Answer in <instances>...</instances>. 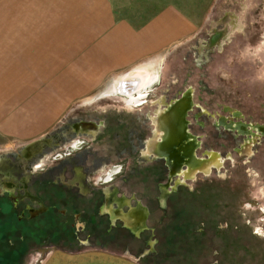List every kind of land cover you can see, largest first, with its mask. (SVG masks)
Segmentation results:
<instances>
[{"label":"rangeland","instance_id":"obj_1","mask_svg":"<svg viewBox=\"0 0 264 264\" xmlns=\"http://www.w3.org/2000/svg\"><path fill=\"white\" fill-rule=\"evenodd\" d=\"M66 3L40 0L42 21L53 19L58 28L66 26ZM113 3L118 17L136 23V28L165 5H176L193 22L194 31L169 45L162 57L140 61L138 73L131 78L122 73L136 66L110 72L100 81L85 82L76 73L78 80L65 82L62 78L66 69L58 63L56 82L53 75L50 83L42 80L43 94L50 86L56 90L52 105L56 120L31 140L0 135V206L8 212L2 222L12 216L20 223L16 227L11 223L0 226V264H47L59 250L90 249L129 253L143 264L172 263L156 257L162 249L161 240L173 230L176 205L185 208V200L193 201L199 209L194 219L197 233L189 232V237L202 239L204 247L199 251V242L190 246L179 243L177 251L180 248L183 254L180 264H264V0ZM148 74L156 77L141 87L138 82ZM135 92L138 94H132ZM139 94H145L144 98L131 100ZM186 94L191 103L186 129L198 142L195 152L200 159L193 154L188 163H183L186 166L176 172L180 177L175 178L173 186L162 176V168L152 165L148 172L145 167L162 160H146L140 151L155 126L156 108H165L166 103L179 98L180 102L171 105L179 109L186 102ZM78 120L81 122L70 130L72 122ZM50 142L56 147H47ZM35 145L36 152L25 154V148ZM165 148L169 150L171 145ZM205 151L212 156H204ZM120 164L123 172H117V168L115 172L114 166ZM29 171L28 194L44 191L48 198L51 192L58 203L70 200L73 204L65 216L55 213L51 225H47L48 217L26 213L25 206L32 215L38 213V206L28 199L22 198L16 210L2 190L12 192L15 184L25 186L27 176L17 179ZM165 183L169 195L162 204ZM102 186L106 196L102 210L110 212L113 221L120 207L129 203L131 217L143 220L148 209L146 225L150 230L138 238L118 230L120 238L114 245L107 219L94 209L102 198ZM143 191L147 196H140ZM130 195L132 198H127ZM181 200L184 202L179 203ZM164 206L166 212L161 211ZM48 226L49 231L44 232ZM20 231L30 234L28 246V242L16 240L18 235L22 237ZM135 233L139 234L138 229Z\"/></svg>","mask_w":264,"mask_h":264},{"label":"crops","instance_id":"obj_2","mask_svg":"<svg viewBox=\"0 0 264 264\" xmlns=\"http://www.w3.org/2000/svg\"><path fill=\"white\" fill-rule=\"evenodd\" d=\"M65 1L68 23L58 28L53 19L42 21L40 0H0V135L3 137L31 140L56 120V109L52 108L56 90L50 86L45 95L41 83L42 80L50 83V75L56 82L58 63L66 69L62 78L65 82L78 80L76 73L85 82L100 81L121 68L141 67L140 61L145 58L147 63L162 57V51L169 45L194 31L193 22L173 4L165 5L136 28V23L118 17L113 0ZM57 50L60 52L56 54ZM29 174L30 171L17 180L27 176L28 181ZM114 206L117 208L116 202ZM102 208L96 204L94 209L107 219V224L117 222L121 226L122 223L126 233L138 238L147 229L146 207L147 215L141 220L131 217L133 210L125 203L114 221L110 212ZM47 264L143 263L129 253L90 249L59 250Z\"/></svg>","mask_w":264,"mask_h":264},{"label":"flooded vegetation","instance_id":"obj_3","mask_svg":"<svg viewBox=\"0 0 264 264\" xmlns=\"http://www.w3.org/2000/svg\"><path fill=\"white\" fill-rule=\"evenodd\" d=\"M132 94H136V92L132 93ZM140 96H142V97H140ZM144 96L145 95H142V94L137 95V97L136 96L134 97L135 99H131V100L132 101L136 100V102H137L139 99L144 98ZM188 96L189 95L186 94V97H187L186 102H184L183 105L179 107V109L178 108L174 109V106H171L174 102H180V100H178L179 98L178 99H172L169 103H166L165 108H162L161 106L156 108V110H155L156 115L153 117V123L155 124V126L153 128L152 133L150 134V136L146 140V144L144 145V147L140 151L141 157H144L146 160L150 159V160L154 161L156 159H160L163 161V162L162 161L153 162L150 164L151 167H148V166H145V167L148 168V172L152 171V165L154 168L155 167L162 168V169H160L162 174H163L162 176L165 177L167 182H172L173 186H174L175 178L180 177V174L176 173V172H179L180 167L186 166L183 163H186V162L188 163L187 160L190 157H192L193 154H194L195 158L197 157L200 159V157L197 156L196 152H195V149H196V146L198 145V142L194 136L189 135V133L186 129V126H187V122L185 119L186 112L191 105V103L189 102ZM177 120H178V122H177ZM77 122H81V121L78 120L76 122H72V126L70 127V130L73 128L74 124H76ZM165 122L167 123V129L168 130L165 129ZM85 123H89V122H85ZM165 132H167L166 135H165ZM55 137L56 136H54V138H53L54 141L57 140V139L55 140ZM83 143H85V141H80V144H83ZM49 144H50V146H47V147H52V148L56 147V145L53 146V144H55V142H50ZM167 145H171V149L166 150L165 147ZM245 146H246V144L244 145V147ZM37 147H38L37 145L33 146V148H32V146H29L28 148H25L24 152H25V154L29 153L30 151L32 153L34 150L36 152ZM145 147H146V149H145ZM142 151H145V153L142 154ZM31 153H29V154H31ZM42 156H44V155H42ZM204 156H212V154H211V152L205 151ZM114 168H115V172H116V168H117V172H119V173L123 172V167L121 164L115 165ZM153 171H156V169H154ZM198 172H202V170L199 169ZM41 183L42 182H40V184ZM178 185L179 184H177L175 186V189ZM27 186H28V181H27V184L25 186L13 187L14 192L13 191L10 192L9 189H7V191H5L7 198L9 199L11 205L14 206L15 209L17 208V205L22 200V198H23V200L28 199L29 202L38 206V208L36 209L38 211V213L35 215H32L30 213V211L28 210V207L25 206L26 213L30 214L31 216H35V217L38 215L43 216L44 218L48 217L49 218L48 220L50 222L47 225H51L50 223L54 222L53 217H54L55 213H59V216H62V215L65 216V214L67 212V208L69 206H72V208H73V204L71 202H69L70 200L61 201L60 203H58L56 201V199H54L55 194H51V192H49L48 198H46L47 195L44 191L37 193V194L30 195V194H28V192L26 190ZM36 187L39 188V187H41V185H37ZM103 188L101 189L102 198L97 203L98 206H103L104 202H105L106 196H105V193L103 191ZM172 188H174V187H172ZM175 189H172V190H175ZM133 192H135V191H133ZM162 192L165 193V195H164L165 197L164 196L162 197V204H164V199L166 198V200H167L168 199L167 196L169 195V194L167 195V193H168L167 183H165V185L163 186ZM177 192H178V189H176V191H173V193H175V194ZM132 196L133 195H130L128 198H132ZM140 196H147V193L145 191H143V192H141ZM108 200H111V202H113V199H111V198L110 199L108 198ZM134 201H137V199L135 198ZM14 202H17V203H14ZM41 208H42V210H41ZM63 209H64V211H63ZM27 210L29 212H27ZM165 210L167 211V207L164 206L161 208L162 212H166ZM21 211H23V210H21ZM73 216H74V214H73ZM111 223H108V225H109L108 232L109 233L111 232V234L113 233V231L115 232L113 234V236H114L113 242H114L119 238L120 233L118 230H122L124 227L120 226L117 222H116V224H113V222H111ZM47 230H49V226L46 228L45 232H48ZM146 230L149 231L150 228L146 229ZM146 230H144V231H146ZM135 238H137V237L135 236ZM113 244L115 245V242ZM113 244H110L108 246H111ZM101 245H105V243H101ZM115 249H118V247ZM121 249L124 251L125 248H121ZM112 251H115V250H112ZM141 251L142 250H139L138 252H141Z\"/></svg>","mask_w":264,"mask_h":264},{"label":"trees","instance_id":"obj_4","mask_svg":"<svg viewBox=\"0 0 264 264\" xmlns=\"http://www.w3.org/2000/svg\"><path fill=\"white\" fill-rule=\"evenodd\" d=\"M2 199L0 198V201ZM179 203H183L184 201H178ZM185 202L187 203V206L185 208L182 207V205H176L175 207V213L174 215V220H172L171 225L173 230L170 231V233H167V236H165L164 240H161L160 242V246L162 247V249L160 250V254H157V259L162 260V259H166L168 261V259H170L172 261V263L169 264H180L179 262V257H181L183 254L180 250V248L177 251V246L179 243L183 242L185 243L187 246H190L192 244H194L195 242H199V251H201L204 247V242L202 239H198V238H190L189 236V232L191 233H197L195 231V224H194V219L195 216L197 215V217L199 216V213L195 212L196 211V206L194 204L193 201H188L185 200ZM179 203H175V204H179ZM198 210V209H197ZM8 212L6 211V207H1L0 206V226L4 227L3 225H5V227L7 226L8 223H11V227H16L19 226V222L12 216L7 218V221L9 220V222H5L3 223V216L6 215ZM194 217V218H193ZM190 222L193 224L191 225ZM191 226V228H190ZM189 229L191 231H189ZM16 230V229H15ZM46 231V229L44 230V232ZM49 231V230H47ZM123 232L126 233V231L124 229H122ZM22 232V237L20 235H18V238L16 239L23 241V243H27V246L30 244L29 242V233L28 232ZM115 232L113 231L112 235ZM120 238V236H119ZM114 239V238H112ZM34 244V243H33ZM197 254L195 253V256ZM143 261V260H142ZM161 262V261H160ZM168 264V263H167Z\"/></svg>","mask_w":264,"mask_h":264},{"label":"bare ground","instance_id":"obj_5","mask_svg":"<svg viewBox=\"0 0 264 264\" xmlns=\"http://www.w3.org/2000/svg\"><path fill=\"white\" fill-rule=\"evenodd\" d=\"M139 76V75H138ZM141 76H143V75H141ZM155 77H156V75L154 74H148V76H146L145 77V79H144V81L143 82H141V81H139L138 82V84L141 86V84H144V86H147V84H149V83H151L154 79H155ZM116 82V81H115ZM126 82V81H125ZM136 86H138V85H136ZM121 87V86H120ZM133 87V86H132ZM142 87V86H141ZM137 88V87H136ZM135 88V89H136ZM144 88V87H143ZM133 92V91H132ZM126 93V92H125ZM137 94H138V92H136ZM139 95H141V94H139ZM143 95H145V94H143ZM135 97V96H134ZM134 97H131L132 99H135ZM137 97V96H136ZM140 97H142V96H140ZM181 121V120H180ZM177 122H178V120H177ZM84 125V124H83ZM191 163V162H190Z\"/></svg>","mask_w":264,"mask_h":264},{"label":"water","instance_id":"obj_6","mask_svg":"<svg viewBox=\"0 0 264 264\" xmlns=\"http://www.w3.org/2000/svg\"><path fill=\"white\" fill-rule=\"evenodd\" d=\"M138 72L136 71V67L135 68H132L124 73H122L123 77H130L132 76V74H137ZM132 89H129V91H131ZM134 91H135V88H134Z\"/></svg>","mask_w":264,"mask_h":264}]
</instances>
